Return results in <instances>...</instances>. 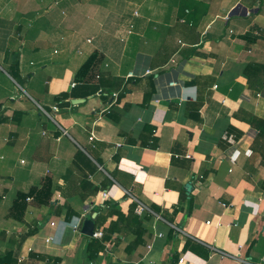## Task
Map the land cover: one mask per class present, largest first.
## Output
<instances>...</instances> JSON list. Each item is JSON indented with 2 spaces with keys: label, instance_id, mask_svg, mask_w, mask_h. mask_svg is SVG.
Masks as SVG:
<instances>
[{
  "label": "crops",
  "instance_id": "obj_1",
  "mask_svg": "<svg viewBox=\"0 0 264 264\" xmlns=\"http://www.w3.org/2000/svg\"><path fill=\"white\" fill-rule=\"evenodd\" d=\"M5 152L0 264H264V0H0Z\"/></svg>",
  "mask_w": 264,
  "mask_h": 264
},
{
  "label": "rangeland",
  "instance_id": "obj_2",
  "mask_svg": "<svg viewBox=\"0 0 264 264\" xmlns=\"http://www.w3.org/2000/svg\"><path fill=\"white\" fill-rule=\"evenodd\" d=\"M24 88L26 89V91H29L26 86ZM44 116L46 117V115H44ZM64 140H69V139L65 138ZM0 157H2L1 158L2 162H5L8 164L9 168L7 169V171L9 174L15 173L16 180L23 178V176H22L23 174L21 173L22 169L19 167V163L17 162L18 165H16V166H15V163H13L17 159L18 155H11L10 153L5 152V153H1ZM23 158L27 161H31L30 157H28V156L26 157V155H24Z\"/></svg>",
  "mask_w": 264,
  "mask_h": 264
},
{
  "label": "trees",
  "instance_id": "obj_3",
  "mask_svg": "<svg viewBox=\"0 0 264 264\" xmlns=\"http://www.w3.org/2000/svg\"><path fill=\"white\" fill-rule=\"evenodd\" d=\"M135 206L136 205L133 204L132 209H130L131 212H133ZM97 214H98V216H100L102 213H101V211H99ZM110 214H113V213L110 212ZM71 215H72V213H71ZM120 219H121V214H118V220H120ZM107 239H108V237H106V240ZM103 249H104L103 244L99 243L96 240H91L90 244H88V246H87V252L89 253L90 260L98 259L99 252L102 251Z\"/></svg>",
  "mask_w": 264,
  "mask_h": 264
},
{
  "label": "built area",
  "instance_id": "obj_4",
  "mask_svg": "<svg viewBox=\"0 0 264 264\" xmlns=\"http://www.w3.org/2000/svg\"><path fill=\"white\" fill-rule=\"evenodd\" d=\"M247 14H251L250 11H247ZM72 85L75 86V83L72 84ZM54 110L57 111V108L55 107ZM93 138H94V137H92L91 140H92ZM106 195H107V194H104L103 198L106 197ZM144 210H145V206H144L143 204L140 203V204L138 205L137 209H136V212H137L138 214H141ZM254 213H257V210H255ZM78 220H80V219H78ZM78 220L76 221V223H75L74 225H72V229H74L75 231H76V230L78 229V227L80 226V221H78ZM207 223H210V222H207ZM50 225H51L52 227H55V226H56V222L52 221V222H50ZM94 237L97 238V239H101V238L103 237V234H102V232H96V233L94 234ZM47 240L51 242V241H53V237L48 238ZM184 259H185V258H184ZM184 259H181V262H183ZM242 263H244V264H249V263L246 262V261H242Z\"/></svg>",
  "mask_w": 264,
  "mask_h": 264
},
{
  "label": "water",
  "instance_id": "obj_5",
  "mask_svg": "<svg viewBox=\"0 0 264 264\" xmlns=\"http://www.w3.org/2000/svg\"><path fill=\"white\" fill-rule=\"evenodd\" d=\"M81 102H82L81 100H76L73 103L79 104ZM83 233H85L86 235H89V236H93V234H94V223L92 221H87L85 223V226L83 228Z\"/></svg>",
  "mask_w": 264,
  "mask_h": 264
}]
</instances>
